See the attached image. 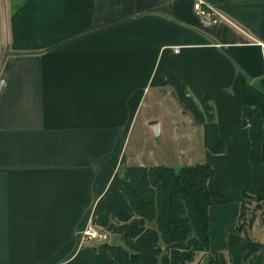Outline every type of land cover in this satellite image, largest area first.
<instances>
[{"label":"crops","instance_id":"1","mask_svg":"<svg viewBox=\"0 0 264 264\" xmlns=\"http://www.w3.org/2000/svg\"><path fill=\"white\" fill-rule=\"evenodd\" d=\"M206 1L225 19L204 26L193 0H3L0 264L72 260L122 158L133 166L135 136L134 166L214 170L208 251L168 249L169 264H264V220L249 241L232 232L255 110L264 180V0ZM211 119L222 154L204 145ZM255 199L264 208V181Z\"/></svg>","mask_w":264,"mask_h":264},{"label":"trees","instance_id":"2","mask_svg":"<svg viewBox=\"0 0 264 264\" xmlns=\"http://www.w3.org/2000/svg\"><path fill=\"white\" fill-rule=\"evenodd\" d=\"M243 123L250 128L253 184L242 192L244 200L232 232L249 241L257 220L256 211L262 209V200L255 197L263 191L260 151L263 123L256 110ZM204 145L213 154L224 152L214 119L204 126ZM124 163L125 157L122 166ZM123 171L115 174L98 199L91 220L92 227L121 243H86L72 260L62 264H169L166 251L175 248L192 250L195 260L199 254L205 255L209 246L207 209L214 199L220 198L207 188V180L214 175L213 168L207 163L178 169L133 165ZM253 202L258 207L246 218L247 207ZM150 223L155 227L148 226ZM208 264H217L216 258L209 256Z\"/></svg>","mask_w":264,"mask_h":264},{"label":"built area","instance_id":"3","mask_svg":"<svg viewBox=\"0 0 264 264\" xmlns=\"http://www.w3.org/2000/svg\"><path fill=\"white\" fill-rule=\"evenodd\" d=\"M193 12L201 19L204 26L215 25L225 18L221 16L215 7L206 0H193ZM178 53V50H175ZM103 234L92 226H89L82 234V242L90 244L89 242L102 243Z\"/></svg>","mask_w":264,"mask_h":264},{"label":"rangeland","instance_id":"4","mask_svg":"<svg viewBox=\"0 0 264 264\" xmlns=\"http://www.w3.org/2000/svg\"><path fill=\"white\" fill-rule=\"evenodd\" d=\"M1 1V0H0ZM5 5V4H4ZM0 13H1V17H2V4H1V2H0ZM3 16H4V18H5V6H4V12H3ZM0 17V18H1ZM1 21H2V19H1ZM5 22H6V18H5ZM137 132V131H136ZM139 132V131H138ZM155 142H157L155 139H153ZM151 141V140H149V139H144V144L146 145V147L148 148L149 146L150 147H152V145L154 144V141ZM133 143H132V145H131V147H133L134 148V150H133V154L131 155V159L129 160L133 165H136V164H138V156H137V142H136V136H135V138L133 139V141H132ZM201 145H202V142H201ZM161 146H163V142H161V140H160V144H159V146L158 147H161ZM130 147V148H131ZM169 165H166V166H170V167H176V166H173V164L172 163H168ZM172 164V165H171ZM128 166V163H127V165L125 164L124 166H122L121 168H120V173L121 174H123V169L125 168V167H127ZM248 202V201H247ZM248 203H250V202H248ZM249 207H247V209H248V211H247V216H246V218L247 217H249L253 212L252 211H254V207H258V204H257V202H253V203H251V205L249 204L248 205ZM256 217H257V220H261V219H264V208H262V209H260L259 208V210L258 211H256ZM148 226H151V227H155L154 226V223H150V224H148ZM102 242H108V243H111V244H120L121 242H119V240L117 239V238H115V237H113V236H110L109 234H104L103 233V236H102ZM92 242H90V244H91ZM95 243V242H94ZM95 244H98V243H95ZM162 252H164V250L162 251Z\"/></svg>","mask_w":264,"mask_h":264},{"label":"water","instance_id":"5","mask_svg":"<svg viewBox=\"0 0 264 264\" xmlns=\"http://www.w3.org/2000/svg\"><path fill=\"white\" fill-rule=\"evenodd\" d=\"M1 4H2V33H3V50L1 52V55H0V68L3 64V60L6 56V50H7V47H6V44H7V32H6V22H5V18L3 16V12H4V4H3V0L0 1ZM2 85V79H0V87ZM151 130H152V133L155 137H157V135L159 134V127H158V121L156 122H150L149 125H148Z\"/></svg>","mask_w":264,"mask_h":264}]
</instances>
